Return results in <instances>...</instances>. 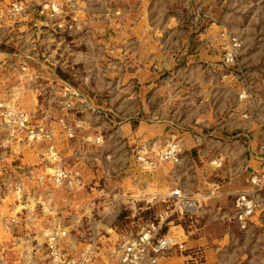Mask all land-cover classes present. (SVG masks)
<instances>
[{"label":"rangeland","instance_id":"rangeland-1","mask_svg":"<svg viewBox=\"0 0 264 264\" xmlns=\"http://www.w3.org/2000/svg\"><path fill=\"white\" fill-rule=\"evenodd\" d=\"M86 2L88 43L73 47L80 62L75 75L60 77L102 113L84 111L50 90L26 88L19 101L53 120L64 163L80 172L83 186L55 187L42 146L22 139L7 151L0 142L3 264H50L45 233L57 223L69 234L65 259L89 251L85 264H116L123 240L164 212L172 222L165 228L186 251L173 250L160 264H264V190L245 230L233 216L234 195L251 189L253 172L264 174V0ZM138 23L145 29L136 28L135 38ZM223 32L242 44L228 69L219 66ZM144 45L145 57L139 52ZM144 84L150 87L144 90ZM63 101L75 108L62 111ZM62 115L70 127L79 125L73 139L57 121ZM99 132L103 146L85 141ZM6 134L1 128L0 139ZM176 134L183 144L178 162L151 170L138 166L137 150L154 157ZM17 183L27 210L18 206ZM175 189L193 198L192 217L179 216L171 200L162 201ZM12 216L19 217L15 223Z\"/></svg>","mask_w":264,"mask_h":264},{"label":"built area","instance_id":"built-area-1","mask_svg":"<svg viewBox=\"0 0 264 264\" xmlns=\"http://www.w3.org/2000/svg\"><path fill=\"white\" fill-rule=\"evenodd\" d=\"M96 1L98 4L103 3V0ZM87 6L86 0H10L5 6L3 0H0V129L4 127L8 131L4 139H0L1 146L8 151L12 142H20L22 139L34 146H42L41 157L45 170L57 188L83 186L82 175L78 170L66 167L55 142L51 125L53 120H47V114L38 117L32 109L19 105V101L26 88L34 91L50 90L60 93L62 98L70 99L72 105H78L84 111L102 113L91 98L81 94L78 88L60 77L61 74L75 75V67L80 62H77L79 54L73 51V47L80 48L88 43V20L85 19ZM113 15L120 16V11H115ZM219 38V66L228 69L236 64L242 44L239 38L227 32L220 34ZM61 105L62 111L75 108L67 101ZM57 121L63 126L66 136L73 139L77 130L75 128L79 125L70 127L63 115ZM84 139L97 147L104 144L102 132L94 136L87 135ZM182 152L183 144L176 134L155 152L154 157L141 148L137 150L135 160L142 169L151 170L157 163L178 162ZM213 165L218 168L221 163L214 161ZM249 184L251 189L236 193L233 200V216L242 230L249 226L259 206L257 193L264 190V174L261 171L253 172ZM14 189L18 196V206L27 210L29 204L22 199L21 183H17ZM192 199L186 197L181 189H175L162 201L171 200L170 205L179 216L192 217L197 211ZM163 214L164 218L160 214L158 219L141 225L135 236L123 240L117 250L116 264H160V260L173 250L179 253L186 251L184 243L174 236L171 228H165L172 222L166 221L170 217L168 213ZM17 218L12 216L11 221L15 223ZM2 234L3 212L0 211ZM45 235V257L50 264L86 263L89 251L81 254L80 259L63 257L62 245L68 240L69 234L62 224H55ZM0 264H3L2 242Z\"/></svg>","mask_w":264,"mask_h":264},{"label":"crops","instance_id":"crops-1","mask_svg":"<svg viewBox=\"0 0 264 264\" xmlns=\"http://www.w3.org/2000/svg\"><path fill=\"white\" fill-rule=\"evenodd\" d=\"M149 4V3H148ZM150 6H151V3H150ZM136 28H139L140 30H143V32H144V29H145V26L144 25H142L141 23L139 24L138 23V25L136 26V27H133L132 28V30H133V32L131 33V35H133L135 38H136V36H138V35H136V32H137V29ZM135 32V33H134ZM143 37H145V35L143 36ZM140 37H138L137 39H139ZM185 38H187V37H185ZM185 41V40H184ZM95 45H97V43H98V40H95ZM101 43H102V39H101ZM139 52H141L142 54H141V56L143 55V57H145L146 55H147V53H148V51H147V49H146V45H144V46H142V48L140 47L139 48ZM150 86H148V85H145L144 84V90L145 89H147V88H149ZM145 98H146V100H145ZM145 98H143L144 99V101H145V103H150L151 102V98H147V97H145ZM136 102H137V100H136ZM140 102H143V100H142V98H141V100H140ZM147 105V104H146ZM217 129H219L218 127H216ZM165 137V139H166V137H167V134L164 136ZM219 138H220V136H218ZM164 142H165V140H164ZM215 146H219V144H220V142H216L215 141ZM218 144V145H217ZM221 144H222V142H221ZM149 145V143L148 142H146V147H149L148 146ZM218 149V148H217ZM198 230V229H197ZM171 258V259H170ZM180 258L181 257H169V259L170 260H173L174 262L176 261V260H180ZM162 259H164V258H162ZM176 259V260H175ZM161 261V260H160ZM166 264H168V263H166ZM173 264H185V261L183 262L182 260H181V262H175V263H173Z\"/></svg>","mask_w":264,"mask_h":264}]
</instances>
